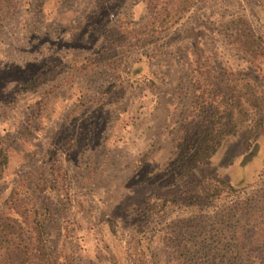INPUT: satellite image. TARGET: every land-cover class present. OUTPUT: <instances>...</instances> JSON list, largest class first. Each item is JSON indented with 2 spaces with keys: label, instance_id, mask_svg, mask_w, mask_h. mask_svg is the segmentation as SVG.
Listing matches in <instances>:
<instances>
[{
  "label": "rangeland",
  "instance_id": "rangeland-1",
  "mask_svg": "<svg viewBox=\"0 0 264 264\" xmlns=\"http://www.w3.org/2000/svg\"><path fill=\"white\" fill-rule=\"evenodd\" d=\"M246 28L264 39V0H9L0 210L15 214L12 190L26 198L63 264L264 259V124L254 136L242 122L187 174L173 163L196 65L218 87L245 74L264 95V54L253 63L237 46ZM31 76L42 83L23 86ZM217 181L233 189L211 195Z\"/></svg>",
  "mask_w": 264,
  "mask_h": 264
},
{
  "label": "trees",
  "instance_id": "trees-1",
  "mask_svg": "<svg viewBox=\"0 0 264 264\" xmlns=\"http://www.w3.org/2000/svg\"><path fill=\"white\" fill-rule=\"evenodd\" d=\"M8 2L0 0V7ZM236 38L237 46L248 55L251 62L254 63L256 58L264 54V39L261 35L246 28ZM102 61L103 54L88 56L80 61L79 68L87 70ZM193 71L197 77L192 84L189 111L178 124L179 141L175 144L173 161L176 169L183 174L210 158L242 122L248 120L252 123L250 130L254 136L258 135L259 128L264 124V95L257 91L255 83L248 76L230 73L225 84L218 87L208 64L199 63ZM42 81L40 77L31 76L22 85L31 86ZM3 148L0 142V175L7 165V154ZM199 183L198 180L194 187ZM217 183L221 186L215 187L211 195L217 194L223 186L233 189L223 181ZM14 191L9 193L5 208L15 214L0 210V264H63L52 257L45 246L43 220L36 209ZM261 195L264 196V191ZM261 203L264 208V198ZM239 263L264 264V259L256 262L245 259L239 260Z\"/></svg>",
  "mask_w": 264,
  "mask_h": 264
}]
</instances>
